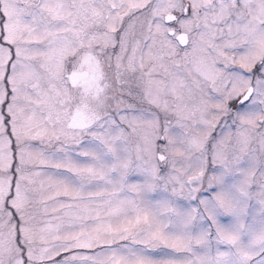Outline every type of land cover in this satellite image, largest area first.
I'll return each mask as SVG.
<instances>
[{
  "label": "snow or ice",
  "instance_id": "snow-or-ice-1",
  "mask_svg": "<svg viewBox=\"0 0 264 264\" xmlns=\"http://www.w3.org/2000/svg\"><path fill=\"white\" fill-rule=\"evenodd\" d=\"M0 264H264V0H0Z\"/></svg>",
  "mask_w": 264,
  "mask_h": 264
}]
</instances>
